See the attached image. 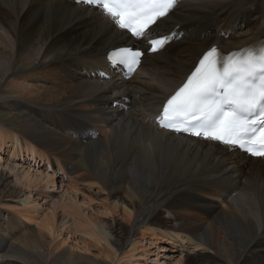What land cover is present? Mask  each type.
I'll use <instances>...</instances> for the list:
<instances>
[{
	"label": "bare ground",
	"instance_id": "1",
	"mask_svg": "<svg viewBox=\"0 0 264 264\" xmlns=\"http://www.w3.org/2000/svg\"><path fill=\"white\" fill-rule=\"evenodd\" d=\"M213 25L230 34H201ZM0 28L13 39L10 45L0 33V152L10 153L0 156V206L9 201L14 225L25 230L23 247L0 234V264H126L127 255L158 264L167 245L179 250L175 264H264V157L153 123L161 102L206 48L236 49L263 35L264 0H178L159 28H176L182 37L145 54L127 79L105 56L131 39L96 8L68 0H0ZM34 81L53 84L48 101L55 104L26 101L44 98L38 90L23 91ZM19 121L31 127V136L13 132L11 123ZM60 129L85 135L71 140ZM64 145L61 154L54 149ZM51 157L59 166L54 173L47 166ZM39 198L50 203L42 219ZM105 217L109 224L99 220ZM123 223L129 254L121 248L113 257L84 252L89 242H101L97 234L113 240L107 230L117 234ZM58 231L68 236L47 242ZM208 235L216 242L208 244ZM220 241V257L210 256Z\"/></svg>",
	"mask_w": 264,
	"mask_h": 264
},
{
	"label": "snow or ice",
	"instance_id": "2",
	"mask_svg": "<svg viewBox=\"0 0 264 264\" xmlns=\"http://www.w3.org/2000/svg\"><path fill=\"white\" fill-rule=\"evenodd\" d=\"M103 11L114 24L137 39L149 35L178 0H77ZM168 37L148 40L157 52ZM143 52L121 48L110 55L114 65L134 71ZM161 128L219 142L252 156L264 157V47L224 54L206 51L186 81L167 99L157 117Z\"/></svg>",
	"mask_w": 264,
	"mask_h": 264
},
{
	"label": "rangeland",
	"instance_id": "3",
	"mask_svg": "<svg viewBox=\"0 0 264 264\" xmlns=\"http://www.w3.org/2000/svg\"><path fill=\"white\" fill-rule=\"evenodd\" d=\"M0 30H1V34H3V35H5L6 37H5V39L7 40V42L10 44V45H13V39H12V36L11 35H8L6 32H5V30H3V29H1L0 28ZM30 83V82H29ZM35 84V85H34ZM28 85H31V87L29 88V89H26V90H23V91H27V90H29L31 93H33V94H35L34 92H36L37 90H38V94H43V96H44V100L43 99H39V98H35V97H32V98H27L26 99V101H31V100H33V99H36V101L35 102H43V103H45L46 105H51V103H53V104H55V102L54 101H48V97H49V88H52L53 87V84L52 83H50V82H48V81H34V82H32V83H30V84H28ZM35 86H37V87H35ZM7 87H9V88H12V89H10L11 91L13 90V87H11V86H7ZM13 94V92H11L10 93V95H12ZM47 94H48V96H47ZM123 100V99H122ZM76 111H79V112H81V113H88L89 112V110L88 109H76V108H74ZM90 114V113H89ZM41 120V119H40ZM43 121V120H42ZM46 123V122H45ZM11 125H12V127H13V132H17V133H21V134H24V135H28V133L30 132V130H31V127L30 126H28V125H25V123L24 122H21V121H19V122H14V123H11ZM46 125L48 126V127H50L51 129H58V128H56V127H53V126H51L49 123H46ZM58 127V126H57ZM95 130V132L98 134L99 132H98V130H97V127H95V128H92V130ZM59 131V130H58ZM60 131H62V132H64L65 134H66V136H68L71 140H74V138L72 137L71 138V136H69L67 133H66V131L64 130V129H60ZM68 131V130H67ZM69 132V131H68ZM34 135V134H33ZM28 136H31V135H28ZM32 137H34V136H32ZM36 138V137H35ZM101 138H105V136H103V137H101ZM47 147L48 146H50V145H46ZM56 151H58L60 154L62 153V152H64L65 151V149H66V146L64 145V146H59V147H56V148H54ZM0 156L1 157H7V156H10V153H8V152H0ZM49 160H54V158L53 157H51ZM3 165H4V162H2V159L0 160V173H2V170H1V167H3ZM52 171H50V173H54V170L55 169H51ZM6 173V175H8V173L7 172H5ZM57 174V173H56ZM12 178H10L9 180H11ZM9 184H11V183H9ZM59 181L57 182V186H56V190L54 191V192H52L51 193V195H53V196H57V194L60 192V190H59ZM36 192L37 191H33V195H34V197H37V194H36ZM38 193V192H37ZM80 199H81V196L79 195L78 196ZM38 201H39V204H40V207L37 209V213L39 214V216H41V219H42V217L44 216V213H46L47 212V210L49 209V207H50V203H44L43 202V199H38ZM217 201V200H216ZM8 204L6 205V204H4V205H1L0 206V234L2 235L3 234V236L5 237V239H1V240H3V241H5V242H8V243H14V244H17V245H19V246H22L23 247V245H25L24 243L25 242H23L24 241V238H23V232L25 231V230H21V227L23 226H15L14 225V223L15 222H18L17 221V219L18 218H16V214L14 213V212H11L10 213V203H9V201H6ZM217 202H219V201H217ZM219 204H221L220 202H219ZM9 205V206H8ZM94 205V204H93ZM222 205V204H221ZM16 210V209H15ZM122 210L121 209H119V212H121ZM16 213H17V215H19L20 217H22L23 219H24V217L22 216V214H19L18 213V210H16ZM173 213H176V214H179V212H177L176 210H174L173 211ZM15 214V215H14ZM189 214H193V213H189ZM194 215V214H193ZM180 216V215H179ZM195 216V215H194ZM102 219L105 221V222H107L108 224H109V219H108V217L106 218H100L99 220H101L102 221ZM25 220V219H24ZM56 220H58V222H59V220H60V212H59V214H58V217L56 218ZM64 221H67V219L65 220L64 219ZM70 221H71V219H70ZM190 221L191 222H194L195 221V218L194 217H191L190 216ZM180 222H182V220H180ZM68 223H69V221H68ZM21 224V223H20ZM116 227H119L116 231H117V234H116V232H114V231H112L111 229L110 230H107L108 231V234L110 235V236H112L113 237V240H111V239H103L102 238V236L99 234H97L96 236H97V238L99 239V241H101L100 243H92V242H89V248H88V250L87 251H84L85 253H87L88 255H91V256H97L98 254V251L100 252L101 250H103L104 252L106 251V253H107V255L109 254L110 256H117L118 254L120 255V248L121 249H123V251L126 253L125 255H127V253L128 252H126V250L129 248V246H130V244L129 243H125V240H126V238L128 237V226L125 224V223H123V224H121V225H117ZM61 227H59V229H60ZM108 229V228H107ZM67 231H76V232H78V230H77V228H75V227H72V226H69V228L67 229ZM93 233V232H92ZM63 234V235H62ZM76 234H78V235H80V233L78 232V233H76ZM82 235V234H81ZM68 235H67V233L66 232H62L61 231V233H60V231H58V233L57 234H55L54 236H51V238L49 239H47V242H49V243H59L60 242V240H64V239H61V237L62 238H66ZM215 236V233L213 232V234H212V237H214ZM74 237H77L76 235H74ZM212 237H211V239H212ZM133 237H130V239H132ZM165 238H166V236H165ZM20 239V240H19ZM167 239V238H166ZM210 239V235H208V239H207V243L208 244H210V242H212V241H214V242H216L215 241V239H213V240H211ZM164 243H166L167 241H163ZM66 243V245L67 244H69V245H71L72 244V242L71 241H67V242H65ZM163 243V246L165 247L166 246V244H164ZM124 247H126L125 249H124ZM117 248V249H116ZM119 248V249H118ZM218 248H219V251L216 253V250H214V251H212L213 253H208L210 256H212L213 255V257H220V254H221V251H220V249L221 248H223V244H222V241H220L219 242V244H218ZM166 249H168V250H166V251H161V253L163 254V255H160V258L161 259H159V262H158V264H175L177 261V259H179L178 257H180V254H179V250L177 251V250H175L174 252H171V248H169V246L167 245V247H166ZM171 249V250H170ZM153 250V249H152ZM181 250V249H180ZM207 253V252H206ZM129 254V253H128ZM168 255V257H164L165 255ZM172 256L171 258H169V256ZM163 256V257H162ZM132 257L133 256H130V255H127L126 257H125V260H124V262L126 263V264H147L144 260H139V261H136V260H134V259H132ZM189 258H192V256L190 255V257ZM194 259V258H193ZM188 263V262H187ZM186 263V264H187ZM195 264L194 263V260H192L191 262H189L188 264Z\"/></svg>",
	"mask_w": 264,
	"mask_h": 264
}]
</instances>
